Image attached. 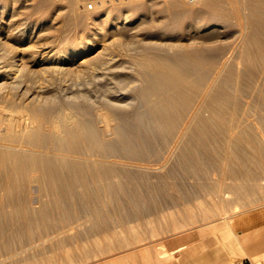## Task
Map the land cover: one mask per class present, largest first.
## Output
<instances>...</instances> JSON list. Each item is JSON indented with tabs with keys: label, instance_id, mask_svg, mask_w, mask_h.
<instances>
[{
	"label": "bare ground",
	"instance_id": "6f19581e",
	"mask_svg": "<svg viewBox=\"0 0 264 264\" xmlns=\"http://www.w3.org/2000/svg\"><path fill=\"white\" fill-rule=\"evenodd\" d=\"M254 1L256 2V7L258 5L259 7L260 5H262L263 7V3L257 4L263 0H260L259 2H257V0ZM178 2L174 0V2L172 3V14L174 17L180 15L181 12H186V10L183 8V3L181 2V4L179 2L181 4L180 5ZM194 2H196V0ZM197 2L199 3V0ZM200 3L206 5L210 2L209 0H201ZM197 5L196 7L199 8L200 4L199 6ZM242 9L239 8L240 11ZM77 11H79V9ZM237 12L233 13L239 15V12ZM244 17L245 14L243 18ZM243 18L242 20H246ZM18 22L20 23V21ZM15 25L17 27L18 24ZM21 25L23 26V24ZM254 27L253 29L256 28ZM13 29H15V26ZM19 31L20 33L22 32L21 30ZM260 32L261 31H259V33ZM257 37L254 36V39L256 41L259 39H257ZM1 38L2 37H0V39ZM255 40L252 41L255 42ZM249 41L251 40H248V42ZM149 45H151V43ZM167 45V47L164 44L161 45L159 43L158 45L153 44L150 47L148 45H144L142 50L150 48L153 51H151V55L148 58L143 59L145 60V62H142L143 60H141L142 63H140V66H136V69L138 67V72L136 71V73H138L137 77L139 79V82L137 84L134 83L135 85H133V80L131 79L130 74H127L123 69V71L119 69L116 64L114 65V60L112 58H109L105 62H100L101 65H104L103 67L99 65L97 66L99 67L98 69L94 68L92 70L93 72L91 71L89 83L93 85L94 89L92 88V91H94L92 92L85 90V92L84 90L79 91L75 89V87L70 86L69 83H64L66 79L62 80L61 78L63 76L60 78L62 83H60L59 79L54 82L53 77L56 76V74H63V70H66L67 67H64L62 63L67 64L68 62H74L79 56L80 52L85 50L86 45H83L80 50H71L70 53H68L70 55L69 57L58 59L60 62H57V64L54 66L52 65L53 67L51 69L53 72L50 74L52 75L54 73V76H52L54 83H51L53 84V87L51 88V90H48L47 88H45L47 89L45 90L44 88L42 89L41 87H39V84H35V79L38 78L37 76L39 75L34 77L35 73L30 72L31 70H28L29 72L26 73V64L19 63L20 60L25 61L24 59H22L24 57L21 56V58L19 57L18 59L17 52L15 53V55H12L11 50L5 48V44L3 46L0 41V216L7 219L5 223L0 224V234L2 236V233L8 232V234L6 233L8 235V238L9 234H12L14 232H24L27 236L29 235V239L28 237H24V240L25 238H27L28 240L26 242L24 241L25 246H20L21 249L19 251H6V248L5 250L2 248L1 251L4 250L5 252L0 254V264H37L35 260H33V258L36 257L32 258V256L36 254H32L29 249H37L39 247V236L34 237L38 232H35V234L33 233V236L31 231L33 230L34 224L38 223V215L36 214L39 213V207H41L39 206V201H41L39 200V192L45 191L50 193L53 196V201L55 202L56 200L58 202L59 205H57L58 208L61 209L60 211H64L65 209L71 210L70 207H73V204L72 206H70L72 197H74V201L75 197L80 198V196L82 197V200L86 198L90 201L94 199H98L99 201L101 197L107 196L106 194L108 193L111 198H119L120 195L125 197V199L129 201V203H131V206L132 208H134L135 212V210H140L141 206H143L141 205L143 204V194L145 197V194L147 196L149 189L154 191L153 193H157V190L162 188L166 177L171 173V170L165 168L166 166H168L167 163L189 162L194 160L201 161L199 159L197 149L190 144L189 140L191 137L198 136V138H200L202 135V140H204L205 138L208 141L209 136L212 137L211 135L215 134L214 139L216 138L215 141L218 149L210 148V146L214 143V139H212V137L211 140L213 143L211 144V140L209 138L210 146L206 147L207 145L204 144V148H208L210 150L212 149L213 152L209 151L208 149H206L208 151L205 152H212V154H214L215 149H217L215 151L217 155L214 154L216 156V159L212 158L213 160H215L214 163L232 162L234 160V157H232L230 154L234 151L232 149V146L233 148H236L235 146H237V143H239L240 146V143L244 140V133L245 135L248 134L245 132L246 129L258 131V126L256 125V123H258L257 117H262L261 109L264 105V66H262V68H258L257 70L253 67L254 71H252V66H249L252 59H249L250 63L247 65V68L248 66L252 68L248 69L249 71L247 70L249 75L246 76L245 74L246 67L241 70L236 67L235 71L232 70L231 74L233 73L234 76L236 74L241 76L244 71L245 76H249L248 78H250V80L246 82V78L241 77L244 81H238V85H244L242 87H238L237 85H235L236 78L232 79L233 75L231 74L230 78L228 76L230 72H228V74L225 73L230 69V67L226 68L227 63L226 61H224L218 66L216 65V67L213 65L215 68H212L213 66H209L212 70L209 67L207 68L208 70H210L208 71V75L205 74L206 79L204 78V73L202 74V76H200L201 74L198 75L197 78H201L202 82L200 87L195 86L197 87L195 88L194 82L196 83L198 80L193 81L196 80V77L193 75L194 73H196L194 72V70L197 69L199 63L194 60L193 56L196 55L198 51L194 48L189 49L187 45V48H185L186 46H182L180 44L169 45L167 43ZM243 48L245 49V47ZM248 49L251 50V48ZM258 50L256 49V53L258 52ZM253 54H255V52ZM51 55L52 54H50V56ZM52 58L56 60L55 57ZM200 63L202 64V62ZM237 64L241 66L240 62H237ZM243 65L246 64H242V67ZM234 66H236V64L233 65V67ZM226 69L228 70L226 71ZM239 71H242V73H239ZM44 73L42 75H45ZM32 76L34 78H32ZM192 76L195 78L192 79ZM117 77H120L121 83L119 81V78L118 83L116 82L115 78ZM37 81L39 82V80ZM130 82H132V85H129V88H125L127 87L126 84ZM189 85H192L193 89L197 90H194V93H190L188 91ZM48 92L51 93L48 94ZM254 102L258 105H254ZM61 105L65 106L66 109L60 110V107H62ZM210 118H214V120H216V128L218 129V131L215 133L211 129V133H207L208 131L206 132L208 137L203 138L205 133H202V131V134L199 133V128L202 125L207 124ZM251 133H253V131ZM256 140H258L259 142V139ZM188 141L189 144H187ZM230 148L233 151H230ZM200 149H202V147ZM259 149L262 150L261 148ZM259 149L256 148L258 152ZM253 150L255 151V149ZM204 153L203 156L206 155V153ZM210 155L211 154H209V156ZM257 157H259V155ZM186 165H184L183 167H185ZM200 166L205 167L206 165L200 164ZM204 167L202 169L206 173ZM251 167L253 168V166ZM173 170L174 169H172V171ZM184 170L187 174H189L186 169ZM168 171H170V173ZM199 172H202L201 174H204L202 170H200ZM228 172L229 171H227V173ZM263 176L261 177L263 178ZM254 179H256V176ZM152 181H154V183H152ZM137 183H139L140 186L143 184L142 186H150L151 188H147L148 190L146 189V193H143L141 192L143 191V187H138L139 184ZM230 183H232V181ZM198 189L200 190V188ZM229 202H231V200ZM98 203L100 204V202H97V204ZM52 205H55V203ZM101 206L103 205L101 204ZM85 207L95 209V207L90 203L88 204V202ZM205 207L206 206H204V208ZM237 207H239V205ZM255 208H263L264 210V202H261ZM41 209L43 210V212H48V206L46 204H43ZM249 209L254 208L251 207L247 210ZM50 210L49 212H51ZM68 210H65L64 213H66V211ZM80 210L81 209H79V211ZM16 214H21V216ZM69 214L70 213H68V215ZM15 215L19 217L16 218ZM222 218H224V221L221 224H218L219 226H217V229L221 232V240L235 234L233 226L230 224V222H232L233 220L225 216H223ZM25 234L24 236H26ZM192 234L193 232H188L184 234V236L185 238L190 239L193 236ZM180 236L181 235H179L177 239H179ZM0 243L1 247H5L4 241ZM164 246L165 244L163 243V249H161L160 247L161 250L157 251L158 254L156 253V255L154 253L156 251V246L155 250L152 251V254L155 255L153 259L155 263H164L168 260L169 257H172L175 252H178L186 247L185 244H177V246L173 248H164ZM125 247H127L126 249L128 250L132 249L131 243H128V245H126ZM13 250L15 249L13 248ZM16 250H18V248H16ZM28 250L31 252V255L29 254L30 252ZM27 251L29 253H27ZM35 251L36 250H34V252ZM26 253L30 255L31 258L30 256H27ZM152 254L150 253L149 247L147 246L142 251V256L146 257L145 260H152ZM94 257L96 258V254ZM91 258L93 257L91 256ZM83 260L85 261V263L83 264H89L91 261L86 260V258H83ZM112 262L113 261H111L110 263Z\"/></svg>",
	"mask_w": 264,
	"mask_h": 264
},
{
	"label": "rangeland",
	"instance_id": "374dc122",
	"mask_svg": "<svg viewBox=\"0 0 264 264\" xmlns=\"http://www.w3.org/2000/svg\"><path fill=\"white\" fill-rule=\"evenodd\" d=\"M100 1L102 2V5ZM100 1L0 0V37H2L0 41L3 46L5 44V48L11 50L12 55H15V53L17 52L18 59L19 57L21 58V56L24 57L22 59H24L25 61L20 60L19 63L26 64L27 69L25 68V72L27 73L31 70L30 72L35 73L34 77L39 75L37 76L38 78L35 79V84H39V87H41L42 89L47 88L48 90H51V88L53 87V84L51 83H54L58 79L60 80V78L63 76L65 78L62 77L61 79H66L64 83H69V85L75 87V89L79 91H92V88L94 89V87L91 83H89L91 71L94 68L98 69L99 67L97 66L101 65L102 62L107 61L109 58H112L114 60V65L116 64L119 69H123L127 74H130L131 79L133 80V85H135L139 82V79L137 77L138 73H136V71L138 72L140 63L145 62V60L143 59L148 58L151 55V51H153L150 48L142 50L144 45H148L150 47L153 44L158 45V43L161 45L164 44L165 46L167 45V43L169 45H187L189 49L194 48L198 51L197 54L193 56L194 60H196V62L200 64V67L198 64L197 69L194 70V72L196 73H194L193 76H195L196 78L192 76V79H196L193 81L198 80L196 83L194 82V87H200L201 85L202 79L200 78V81V79L197 78L198 75L201 74L200 76H202V74L204 73L203 75L206 79L205 74H209L208 71L211 69L210 67H212L213 65L216 67V65L218 66L224 61H226L227 63L226 68L230 67V71L226 69V71H228L225 72L226 74L230 72L228 75L229 77L233 75V73L231 74V71H235L236 67L239 68V70L246 67V73L243 71V74L245 73L247 76L249 75L248 69H252L254 67L257 70L258 68H262V66H264V0L261 2H259L260 0H257V2H259L257 4L263 3V7L262 5H260V7L259 5L256 7V2L254 0H209V7L208 4H201V0H199V3L197 2L198 0H196V2L194 3L190 2L189 0H176L177 2H182L183 8L186 10L185 13L181 12L180 15L176 17H174L172 14V3L174 2V0ZM89 5H91L92 7L90 8ZM196 5L199 6V8L196 7ZM239 8H243L241 10L243 12H241ZM78 9L79 11H77ZM236 10L239 12V15L233 13L237 12ZM244 14L245 17L243 18ZM242 18L246 19L247 21L242 20ZM18 21H20V23ZM15 24H18L17 27ZM19 24H23V26H20ZM14 26L15 29H13ZM254 26L258 29H256ZM253 27L255 29H253ZM19 30H21L22 32L20 33ZM259 31L261 32L259 33ZM254 36H258V42L254 39ZM247 39L251 41L248 42ZM252 40H255V42ZM150 43L151 45H149ZM83 45H86L85 50L80 52L79 56L74 62H68L67 64L62 63L64 67H67L66 70H63V74H56V76H54V73L52 75L50 74L53 72L51 68L56 65L57 62H60L58 59L69 57L70 55L68 53H70L71 50H80ZM187 46L185 48H187ZM243 47H245V49ZM248 48H251L252 51ZM256 49H259L257 53ZM254 52L255 54H253ZM50 54L52 55L50 56ZM52 57H55L56 60ZM249 59H252L251 63ZM141 60L143 61L141 62ZM253 61L255 64L253 63ZM200 62H202V64ZM237 62H240L241 66H239ZM235 64L236 66L233 67V65ZM242 64L246 65H243L242 67ZM248 64L249 66L251 65L252 68H250L251 66H248L247 68ZM101 66L103 67L104 65L102 64ZM136 66H138L137 69ZM214 66L212 68H215ZM208 67L210 68L209 70L207 69ZM254 68L252 71H254ZM35 69H38L39 72ZM43 73L45 75H42ZM239 73H242V71H239ZM243 74H241V76L236 74L238 78L236 75H233L234 78L232 76V79H237H235V85H237L238 87H242L244 85H238L239 82L244 81L242 78H246V82L250 80V78H248L249 76L246 77L245 74L244 76ZM52 76H54V82ZM135 76L137 77V79ZM34 77L32 76V78ZM118 78L120 81V77L115 78L117 83ZM48 79L50 80V82ZM37 80H39V82ZM132 82L126 84L127 87L125 88H129L128 86L132 85ZM60 83H62L61 80ZM190 87H192V85H189L188 87V91L190 93H194V90H197L193 89V87ZM50 93L48 92V94ZM255 104L256 103L254 102V105ZM61 109L65 110L66 107L62 106L60 107V110ZM261 114L262 117H257L258 123L255 122L258 126L259 133L256 130L246 129L245 132L248 134H246V136L244 133V140L240 143V146L239 143H237V146H235L236 148H233L232 146V149L234 151L231 148L229 149L230 151H233V153H230L231 156L234 157V160L232 162L214 163L215 160L213 159H216L215 155H217L215 151L218 149L215 141L216 138L214 139L215 134L211 135L213 138L209 136L210 140L211 138L214 139V143L212 142V140L210 141L209 138L208 141L204 138L208 137V135L206 134L207 131V133H211V129L215 133L218 131V129L216 128V120H214V118H210L208 122L209 125L207 123L199 128V133H201V131L202 133H205L203 136L205 141L201 138L202 133L198 134L201 135V137L199 136L200 138H198V136H193L189 140L190 144L197 149L198 156L201 161L198 160V162L194 160L195 162L189 161L167 163L168 166H166L165 168L171 170V173L170 171H168L170 175L166 177L162 188L157 190V193H153L154 191L149 189L151 188L150 186L145 187L142 186L143 184L141 185L143 187V191L141 192L144 193L148 189L150 191L148 190V194L147 196L145 194V197L142 193L143 199H141L143 201H140H142L143 204L141 205L143 206H141L140 210H135V212L134 208H132L131 206V203H129V201H127L125 197L120 195L119 198H111V196L107 193V196L101 197L99 201L98 199L90 201L85 197V199L82 200L81 196L80 198L75 197L74 201V197H72L70 206H72L73 204V207H70L71 210L65 209L69 212L66 211V213H64L65 210L60 211L61 209L58 208V202L55 200V198V202L53 201V196L50 193L45 191L39 192L41 195H39V200H41L39 201V206L41 207H39V213L36 214L38 215L37 220L39 224H34L33 230H31L33 236L35 232H38L34 237L39 236V247L37 248L39 251L37 249H29L32 254H36L32 256V258L36 257L33 258V260H35L37 264H83L85 263L83 258H86V260H91L89 264H145L142 257V251L146 246L149 247V251L151 254L153 253L152 251L155 250L156 246V251L154 252L156 255L157 251L163 249V243L165 244L164 248L174 247L179 242V239H177V237L181 235V233L186 234V232L194 233L192 237L193 240L202 241L203 239H211L213 241V244L208 246V250L219 247L222 248L223 251H226L228 247H225L223 245V241L225 242V240L228 238H230V240L235 239L237 231L239 229H244L257 224L260 221H264V219L254 221V217H256L258 213L263 210V208L256 209L255 207L261 202H264V105L262 106ZM252 131L253 133H251ZM196 139L198 140V142ZM256 139H259V142ZM189 141L187 144H189ZM209 141L211 142V144L213 143L211 146ZM204 144L207 145L206 147L210 146V148L213 149L217 148L214 151L215 155L212 154V149L210 150L208 148H204ZM201 147L202 149H200ZM256 148H261L262 150L259 149L258 152ZM206 149L212 152H205L208 151ZM251 149H255V151H252ZM204 152L206 153V155H204L205 157L203 156ZM209 154L211 155L209 156ZM256 155H259V157H257ZM200 164L206 165L207 167L200 166ZM184 165H186L185 167L187 168L183 167ZM251 166H253V168ZM203 167L205 168L206 173L202 169ZM172 169H174V172L172 171ZM184 169H186L189 174H187ZM198 169L202 170L204 174H201L202 172L200 173V170ZM226 170L229 172L227 173ZM260 175L263 176V178ZM255 176L256 179H254ZM214 180L218 181L215 182ZM231 181L232 183H230ZM205 182L208 183L206 184ZM152 183H154V181H152ZM233 184L236 185L234 186ZM141 186L140 184L138 185V187ZM163 188L164 190L166 189L165 192ZM198 188H200V190ZM228 200H231V202H229ZM87 202L88 204L90 203L92 206H94L95 209L85 207L87 205ZM97 202H100V204H97ZM54 203L55 205H52ZM43 204H46L48 206V212H43V210L41 209ZM101 204L103 206H101ZM237 204L240 208L237 207ZM49 205L51 206V208ZM204 206L206 207L204 208ZM251 207L254 209L247 210ZM78 208L81 210L79 211ZM49 210L51 212H49ZM68 213L70 214L68 215ZM193 214L195 217L193 216ZM16 215L21 216V214ZM196 215L200 216L197 217ZM19 216H16V218H18ZM223 216L233 220L232 222H230V224L233 226L235 234L221 240V232L217 229V226H219L218 224H221L224 221V218H222ZM201 219L205 220L206 222L202 221ZM0 220V224L7 221V219L2 216H0ZM175 222L177 225L175 224ZM170 223H174V226ZM172 226L173 228L175 227L174 231ZM6 233L8 234V232ZM6 233H2V236L0 234V242H5V247H1L0 243V254L5 252V248L6 251H19L21 247L25 246L24 243L29 239V235L27 236L24 232H14L12 234L10 233L11 235L9 234V238ZM24 234L26 236H24ZM24 237H28V239L25 238L24 240ZM128 243H131L132 249H126L127 247L125 246L128 245ZM2 248L4 249L3 251H1ZM13 248L15 250H13ZM16 248H18V250H16ZM34 250L36 251L34 252ZM238 250V253H240V255L243 254L241 249ZM28 251L27 253L30 252ZM31 252L29 253L30 255ZM179 252L180 251L175 252L172 257H169L168 260L164 263H155L153 261L155 255L152 254L153 258L151 260V264H172V262L173 264H179ZM27 253L26 255L30 256ZM95 254L96 258L94 257ZM91 256L93 258H91ZM193 257L195 258L194 252L192 254H189V257H187V259L185 258L183 264H195L194 259H192ZM230 259L232 263L233 258ZM252 260L255 261L256 264H260L259 258L253 257ZM111 261L113 262L110 263Z\"/></svg>",
	"mask_w": 264,
	"mask_h": 264
},
{
	"label": "crops",
	"instance_id": "0c3cea01",
	"mask_svg": "<svg viewBox=\"0 0 264 264\" xmlns=\"http://www.w3.org/2000/svg\"><path fill=\"white\" fill-rule=\"evenodd\" d=\"M260 219H264L263 210L254 217V221ZM184 234L185 233H181L178 242V244L186 245V247L178 253L180 259L179 264H183L185 258L187 259L189 254L193 252L195 253V258L193 257L192 259H194L195 264H256L255 261L252 260L253 257L259 258L260 264H264V221H260L244 229H239L235 239L230 240V238H228L226 239L228 241H223V245L228 247L226 251H223V249L219 247L208 250V246L213 244L211 239L197 241L192 239L193 236L190 239L185 238ZM192 235H194V233ZM176 246L177 245L174 247ZM238 249H241L243 254L240 255ZM142 257L145 264H151V260H145L146 257ZM230 258H233L232 263Z\"/></svg>",
	"mask_w": 264,
	"mask_h": 264
},
{
	"label": "built area",
	"instance_id": "2783aa9c",
	"mask_svg": "<svg viewBox=\"0 0 264 264\" xmlns=\"http://www.w3.org/2000/svg\"><path fill=\"white\" fill-rule=\"evenodd\" d=\"M190 2H194L195 0H189ZM89 7L91 8L92 6L91 5H89Z\"/></svg>",
	"mask_w": 264,
	"mask_h": 264
}]
</instances>
